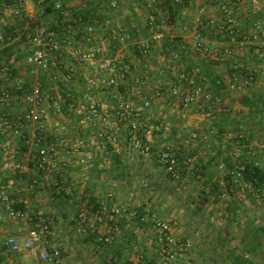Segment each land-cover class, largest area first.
<instances>
[{"label": "crops", "instance_id": "crops-1", "mask_svg": "<svg viewBox=\"0 0 264 264\" xmlns=\"http://www.w3.org/2000/svg\"><path fill=\"white\" fill-rule=\"evenodd\" d=\"M60 1H66L70 9L86 5L83 0H57ZM260 1L262 5L258 4ZM6 3L8 8L0 0V34L6 36L0 41V51L12 47L13 54L9 60L2 58L0 62V92L5 90L12 95L7 111L12 119H16L26 110L23 95L27 90L40 83L45 93L55 94L56 91L48 72L27 63L32 52L27 33L34 32L37 27L32 22V17L37 15V5L31 1L23 7H17L14 1ZM95 3L104 18L94 19L95 41L105 46L104 40L107 39V53L131 63L133 73L127 81L128 86L142 76L147 82L144 98L161 92V96L145 108L141 98L134 100L136 106L144 109L148 123L154 129L152 152L149 155L134 152L123 141L108 145L106 150L91 146V141L104 130V125L102 122H85L84 112L91 104L88 98L114 105L116 90L124 93L125 88L113 91L96 87L88 89L87 81L96 74L97 65L78 66L67 55V49L59 50L56 56L75 70L76 78L69 86L76 108L71 111L64 105L61 115L55 114L45 123L43 135L48 142L54 135H64L82 148L75 153L64 152L53 173L44 175L30 168L36 153L30 143L35 125L25 123L22 126L13 120L14 129H20V133L15 134L6 131L0 122V182L15 205L31 216L43 211L55 217L51 242L64 250L65 264H108V261L161 264V259L168 262L162 258L157 232L149 223L125 220L113 242L98 249L97 241L105 230L104 225L98 226L93 233L79 219L80 213L90 208L91 198L108 207L114 203L130 207L147 205L179 239L197 240V228L210 227L214 221L234 227L243 225L246 229L252 221V209L264 208V201L256 199L255 203L252 202L246 185L240 191L237 188L227 191L226 185L230 173L239 175V171L251 161H256L264 170V118H250V110L242 107L239 101V97L252 94L264 96V80L258 77L260 67L264 65V60L258 56V52L264 49V39L242 46L226 42L218 38L216 26L220 23L222 8L228 6L236 17L237 27L246 34L253 26L254 15L264 13V0H190L175 22L167 24L165 37L152 49L147 66L135 50L134 42L149 37L146 21L153 0H118V8L113 11L106 0ZM16 10L19 14L15 13ZM56 19L47 17L45 20L66 47L69 40L56 25L59 23ZM199 19L207 23L201 28L200 40L208 47V53L194 51ZM260 21L264 22V15ZM127 24L131 26L133 40L126 45L113 44L112 34L118 28L127 31ZM82 28L76 30L73 45H86ZM176 51L181 53L179 59L173 57ZM243 67L254 74V84L246 90L232 89V83H239ZM197 69L207 77V89L222 98V105L215 109L212 118L201 113V102L188 109L179 107L170 91V84L178 81L181 73L192 74ZM107 132L119 133V129L110 128ZM241 136L251 143H245ZM165 148H171L181 161L182 172L178 180L172 179L159 161V153ZM18 165L27 167L28 172L19 171ZM211 190L214 195L205 200L204 191ZM58 191L64 194L58 196ZM220 192L223 194L219 198ZM261 199H264V191ZM261 221L264 224V218ZM84 227L89 230L86 234L74 232L77 228L79 233ZM19 229L27 230L8 216L0 202V264L35 263L29 255L10 253L5 245L6 237L17 234ZM240 233L239 229L226 238L230 241L227 250H232V241L239 245L242 240H251L254 234L245 230ZM258 235L263 244L257 256L264 254V232ZM262 261L264 264V258Z\"/></svg>", "mask_w": 264, "mask_h": 264}, {"label": "built area", "instance_id": "built-area-1", "mask_svg": "<svg viewBox=\"0 0 264 264\" xmlns=\"http://www.w3.org/2000/svg\"><path fill=\"white\" fill-rule=\"evenodd\" d=\"M27 1L37 5V15L32 17V22L37 25L34 32L27 33V40L32 46V52L27 59V63L48 72L52 84L55 86V94L45 93L40 83L27 90L23 95V100L27 104L24 113L16 119H12L7 107L12 100V95L7 91L0 92V122L7 130L20 133V129H14L18 121L22 126L25 123H33L35 129L30 138V143L36 148L33 163L37 170L44 175H51L56 168L61 155L64 152H76L80 146L64 135H54L50 141L43 135L45 123L53 115H61L63 107L73 111L76 108V100L70 84L75 80V70L62 62L56 54L59 50L67 49V55L78 65H97V72L87 81V88H102L114 90L124 87V93L116 90V101L114 105H109L89 97L91 104L84 112V120L87 124L102 122L104 130L98 137L91 141V146L106 150L108 145H117L120 141L127 143L132 151L149 155L152 152L153 145L151 137L153 127L148 123L145 111L142 107L136 106L135 99L141 98L144 102V108L151 102L161 96V92H154L152 96L144 98L147 91L146 78L138 77L135 82L128 86L127 81L133 73L131 63L125 62L120 57L111 56L107 53L105 46L95 41V26L84 23L81 17H76L74 13L63 6L61 2L53 4L54 15L50 16L59 19L57 13H60L61 20L56 23L61 31L69 40L66 47H63L58 39V35L49 22L45 20L48 15L46 6L51 0H14L17 7H23ZM179 1V0H178ZM8 8L6 0H3ZM108 7L113 11L118 8V0H106ZM19 14L18 11H15ZM226 22L230 26L237 27L236 18L232 16V11L224 8ZM56 19V21H57ZM79 25H83L81 33L84 36L86 45H73L75 42V32ZM149 37L139 42L137 45L140 57L144 66H147L151 56L152 49L160 44L167 28L164 19L150 17L146 22ZM5 35L0 34V41H4ZM264 39V22L254 23L252 29L244 35V41L241 43L253 44ZM114 40L120 45H126L132 38L129 34L114 36ZM196 53H208L198 36V41L194 46ZM258 56L264 60V49L258 52ZM175 59L181 57V53L176 51L173 54ZM14 60L12 59L11 63ZM145 76V75H143ZM258 77L264 80V65L260 67ZM207 77L202 75L197 69L194 73H181L178 81L170 84V91L176 99L179 107L188 109L201 102V113L212 118L215 109L222 105V98L207 89ZM254 84V74L240 79L239 83H232L231 88L236 90L250 89ZM151 99V100H150ZM201 99V100H200ZM118 128L119 133H109L108 129ZM197 135H194L196 137ZM244 139V136H241ZM248 139V138H246ZM159 161L165 168L168 175L178 180L181 177L182 164L179 163L177 155L171 148H165L159 153ZM17 169L21 172H28V168L18 165ZM60 193L59 191L57 192ZM0 202L8 216L18 222L20 226L26 227V232L19 229L17 234H9L6 237L5 245L12 254H26L31 256L34 264H65L64 250L60 246L52 244L51 239L54 235L55 217L43 211L31 216L24 210L17 209L14 201L5 186L0 182ZM89 205V204H88ZM98 205V206H95ZM87 211L79 215V219L84 226H89L93 233L97 231L98 226L104 225L105 230L98 238V249L111 244L120 225L125 220L137 221L143 224L151 222L157 232V244L160 247L163 258L167 261L177 260L183 254L189 252L192 248L190 239H176L171 233L169 225L162 221L147 205L130 207L112 204L111 207L104 203H92ZM88 228H80L79 233L86 234ZM108 264H116L114 261H108Z\"/></svg>", "mask_w": 264, "mask_h": 264}, {"label": "trees", "instance_id": "trees-1", "mask_svg": "<svg viewBox=\"0 0 264 264\" xmlns=\"http://www.w3.org/2000/svg\"><path fill=\"white\" fill-rule=\"evenodd\" d=\"M6 1L8 3H11L14 0H6ZM83 1L86 2L85 6L83 7L79 6V7L71 8V9L68 8L69 6L67 7L66 1H60V2L63 4L65 8L70 9L76 17H81L84 23H89L95 26V24L93 23L95 18L101 19V20L104 19L103 15H101V13L98 12L97 10L98 4H96L95 2H99L103 0H83ZM56 2L57 0H51L49 5L46 6V13L48 17L54 15L55 11L52 5L55 4ZM189 2L190 0H179V1L178 0H153V7L151 9L152 11L148 15L147 20L150 17H154L156 19H164L167 24H173L175 22V18L181 12V9L187 7L189 5ZM224 8L230 9L228 6H226V7H223L221 10L222 12H221L220 20H219L220 23L218 24V26H216L217 30L219 29L218 34H217L219 36L218 38H221L223 39V41H226V42H232V43L236 42V44L239 45L244 41L245 34L242 33L238 27L230 26L229 24H227L226 16L224 13ZM157 11H160L162 15H160ZM263 15L264 13L263 14L258 13L254 15V17L252 18L253 26L255 22L260 21ZM232 16L235 17L234 13H232ZM57 17L59 18V21H60L61 20L60 13H57ZM206 24H207L206 21L199 19V26L197 27L198 29L196 32L197 39H198V36L199 38H201L202 31H203L201 28L203 25L205 26ZM82 26L83 25H79L78 28ZM125 26L128 28L127 31L125 29L118 28L119 30H117L116 33H113L111 37L117 36V35H123L127 33L132 38L133 34L131 33V28H130L131 26L128 24ZM112 41H113V44L120 45V43L117 42L116 40L112 39ZM206 48L208 49V47ZM135 50L140 56L137 45H135ZM12 54H13L12 47L2 49V51H0V62L3 60L2 58L9 60ZM240 71H241L240 77L242 78L250 74L249 71L245 67L241 68ZM216 93L219 94L220 92L216 91ZM239 101L241 102L242 107L250 110V118H258V117L264 118V96L263 95L252 94L247 97L243 96V97H239ZM263 122H264V119H263ZM6 131L8 130L6 129ZM242 140H245L244 141L245 143H247V141L249 144L251 143V141L249 139H246V137H244V139ZM0 151H2V147H0ZM179 163L181 164L180 160H179ZM30 168L37 169L34 163L31 164ZM227 178H228L227 185H226L227 191H231V188H237L236 190L240 191L242 190L241 188H243V185L244 187L246 185L247 187L246 192L249 193V197L252 200V202L255 203L257 197L261 198V193L264 191V170L256 163V161H251L250 163H248L241 172L239 171V175L232 172ZM204 193H205L204 195L206 196L205 200H207V197L213 196L215 192L211 190V191H204ZM62 194H64L63 191L60 192L58 196H62ZM222 194L223 192H220L217 196L220 198ZM92 203L95 204V200L93 198L89 200L88 204L90 205ZM95 206H98V205H95ZM15 207L17 209L23 210L22 208L17 207L16 205ZM149 225L153 226L151 222H149ZM259 232H264V227L255 228L253 231L254 234L251 240L240 241L242 244L241 250L238 251L234 248H232V250H229V249L227 250L228 254L226 255V258L230 260L228 264H261V263H258V261L257 262L255 261V257H257L258 250L262 247V244H263L262 241L259 239V235H258ZM176 239H179V238H176ZM193 246L194 245L192 244V247Z\"/></svg>", "mask_w": 264, "mask_h": 264}, {"label": "rangeland", "instance_id": "rangeland-1", "mask_svg": "<svg viewBox=\"0 0 264 264\" xmlns=\"http://www.w3.org/2000/svg\"><path fill=\"white\" fill-rule=\"evenodd\" d=\"M258 4L262 5V2L260 1ZM104 42L106 46L109 41L105 39ZM261 200L264 201V199L257 197V201L261 202ZM252 210V221L248 223V225L245 227L246 229H244L243 225L234 227L227 224H217L215 221L210 224V227L208 225H206V227H198L195 235L197 240L194 241V239L188 238L194 245L191 250L180 256L181 258L179 257L177 260L164 263V261L161 259V264H228L230 260L226 258V255L228 254L227 246L229 245L230 241L226 240V238H228L230 234L236 233L239 229L241 232L240 234H243V230L247 232H253L256 227H261L264 225L261 221V219L264 218V208L254 207ZM74 232L80 234L77 232V228L74 229ZM246 241L249 240L246 239ZM231 245H234L232 247L237 249L242 247L241 242L238 245L237 242L235 243L232 241L230 246ZM263 258L264 254L258 255L256 260L258 263H261L263 262Z\"/></svg>", "mask_w": 264, "mask_h": 264}]
</instances>
